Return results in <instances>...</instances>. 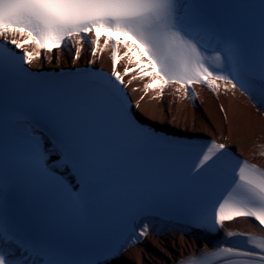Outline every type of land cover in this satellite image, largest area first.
<instances>
[{
	"label": "bare ground",
	"instance_id": "1",
	"mask_svg": "<svg viewBox=\"0 0 264 264\" xmlns=\"http://www.w3.org/2000/svg\"><path fill=\"white\" fill-rule=\"evenodd\" d=\"M149 24L150 22L146 20H133L128 22L126 29L141 37L147 47L151 48L150 55L157 57L158 60L161 45L156 41L159 39L156 34L161 37V41L175 40L185 45L175 32L151 29ZM91 36L94 38L93 34ZM28 38L30 37L26 35L19 36L20 40ZM84 38L77 34L74 40L82 41ZM72 41L62 42V47L71 50ZM83 44L82 50L86 51V60L99 59L111 64L114 47L109 39H102L101 58L98 57V52L93 53L90 50L91 44L88 39H85ZM31 45L34 50H39L38 56L42 55L43 51H40L35 43ZM120 47L124 50L123 63L127 67L139 64L137 69L131 72L136 75L137 84H142L145 88L149 82L157 80L145 94L144 88L142 94L134 92L135 98H138L137 108L141 120L158 129L190 138L203 140L227 138L233 150L264 170V83H246L240 86L232 79L223 78V73L219 72L214 64L226 63L227 56L220 51L204 53L200 50L196 64L199 69L211 74V83L205 85L196 80L195 89L191 90L173 84L161 73L164 72L168 76L178 75L177 66L171 60L164 62L160 60V69L155 72L148 68L146 59L134 45L122 42ZM77 62L72 56L67 65L71 66ZM60 63L62 62L59 61ZM143 64L145 65L142 67ZM160 229H164L162 224L154 226L146 224L140 231L142 237L124 248L119 256L106 264H181L183 260L201 257L221 247L240 249L244 246L252 250L264 249V229L249 219L227 223L218 234L206 239L181 230H168L159 235L156 232ZM255 237H259L260 241L255 243L253 241ZM164 238H168L172 244ZM151 248L158 250L161 256H153L149 250Z\"/></svg>",
	"mask_w": 264,
	"mask_h": 264
},
{
	"label": "rangeland",
	"instance_id": "2",
	"mask_svg": "<svg viewBox=\"0 0 264 264\" xmlns=\"http://www.w3.org/2000/svg\"><path fill=\"white\" fill-rule=\"evenodd\" d=\"M68 54H69L70 57L73 56V53L70 52V51H68ZM164 232H166V230L157 231L156 233H157V234H159V233L163 234ZM161 234H159V235H161ZM162 236H163V235H162ZM164 239H165V241H169L168 238H164ZM169 243L172 244V242H170V241H169ZM170 248L172 249V246H171ZM149 250H150V253H151L153 256H155V257H157V256H161L158 250H155V249H152V248L149 249ZM172 250H173V249H172Z\"/></svg>",
	"mask_w": 264,
	"mask_h": 264
}]
</instances>
